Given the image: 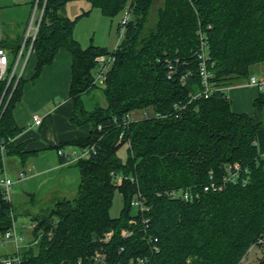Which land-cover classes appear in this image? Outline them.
Listing matches in <instances>:
<instances>
[{
  "label": "trees",
  "instance_id": "16d2710c",
  "mask_svg": "<svg viewBox=\"0 0 264 264\" xmlns=\"http://www.w3.org/2000/svg\"><path fill=\"white\" fill-rule=\"evenodd\" d=\"M72 1L77 0H39L44 11L34 42L33 78L61 48L72 55L71 120L90 124L91 131L53 148L58 153L94 146L95 152L73 163L80 174L76 195L33 217L34 228L19 229L32 232L20 264H241L264 241V91L254 101L253 114H246L233 111L227 88L248 80L264 64V0H163L154 21L156 0H84L110 19L121 16L127 5L132 8L113 50L83 48L75 39L78 21L91 11L67 17L64 10ZM117 32L119 38L120 23ZM202 42L214 88L208 96L199 74ZM19 46L5 47L13 55ZM112 52L115 61L105 84L97 86L96 58ZM25 83L23 76L0 81L2 169L6 155L18 156L25 166L36 153L16 141L24 129L14 109ZM94 89L101 90L106 103L87 110L82 97ZM143 113L149 116L137 119ZM124 144L125 162L117 154ZM233 163L249 170L248 184L205 192L206 185L221 184L226 165ZM114 175L123 177L122 185H115ZM187 189L191 202L166 194ZM116 191L123 206L114 218ZM138 193L147 212L131 206ZM15 219L12 201L0 187L1 238ZM108 233L112 236L105 241ZM96 254L104 256L102 263H96Z\"/></svg>",
  "mask_w": 264,
  "mask_h": 264
},
{
  "label": "crops",
  "instance_id": "0c3cea01",
  "mask_svg": "<svg viewBox=\"0 0 264 264\" xmlns=\"http://www.w3.org/2000/svg\"><path fill=\"white\" fill-rule=\"evenodd\" d=\"M35 1L36 0H0V45H4L2 48L7 51L10 57H12V55L8 47L5 46L13 45L17 42H20V44L22 43L31 20ZM91 8L90 3L87 1H72L66 5L64 14L74 19L84 11H91L88 16L84 17L89 18L92 14H97L94 12L98 10L103 18H107L102 15L99 9ZM40 13V8H38L35 21L39 19ZM84 18H82V20ZM101 20L103 22L104 19ZM77 25L74 30V37L78 41L76 36ZM107 25H109V23L106 21V26ZM118 25L119 22L117 23L116 31H118ZM96 46L104 47L109 50L105 45L101 46V44H96ZM72 60V55L65 48H61L53 62L43 68L39 77L33 78L36 67V58L33 57L29 63L32 67L30 72L27 75L28 65L24 73L23 77L26 83L23 88V95L14 109L15 120L18 126L24 130L17 136L16 141L24 144L26 151H36L35 155L31 157L38 158L47 150H55L53 147L61 142L87 137L91 131V125H78L71 120L74 109L72 99L70 98ZM253 75L264 76V64L255 67ZM242 86L243 87L240 88L230 89L228 93L232 103V109L236 113L253 114L254 101L259 97L260 91H257L255 87H250L247 84ZM59 98L63 101L57 102ZM251 100L253 101L251 102ZM34 115H38L42 119L40 125L33 124L32 117ZM58 157L59 165L54 168L64 169L73 165V163L62 162L61 157L59 155ZM30 158L27 160L26 165ZM22 166L24 167L23 164ZM35 169V165L29 166V170L32 173L30 175L31 177L37 176L40 173L43 175L46 171L53 168H49L45 171H36L34 173Z\"/></svg>",
  "mask_w": 264,
  "mask_h": 264
},
{
  "label": "rangeland",
  "instance_id": "374dc122",
  "mask_svg": "<svg viewBox=\"0 0 264 264\" xmlns=\"http://www.w3.org/2000/svg\"><path fill=\"white\" fill-rule=\"evenodd\" d=\"M163 4V0H156L153 12L150 20L153 19L157 12L158 7ZM91 17L80 20L77 25L76 36L79 43L83 48H87L91 45L101 44L113 50L118 41V32L116 31L117 23L120 22L122 15L110 19L103 18L99 14L98 10H95ZM153 15V17H152ZM99 18H97V17ZM101 19H104L103 22ZM106 21L109 25L106 26ZM109 26V27H108ZM107 27V28H106ZM29 65L27 75L31 70ZM26 75V76H27ZM248 80L234 84L229 87L230 89L243 87L247 84ZM257 91L258 89L255 88ZM229 93V92H228ZM84 106L87 110H92L95 103L100 102L105 105V99L101 95V90L94 89L89 94L82 97ZM61 98L57 102H62ZM253 100H251L252 102ZM71 118H74L72 114ZM76 124V123H75ZM85 125V124H84ZM90 125V124H88ZM118 157L125 162L128 156V145L124 144L118 151ZM5 169L10 178L13 181L19 180L20 173L26 175V179L23 181L14 182L11 189V201L15 209V224L18 229H24L30 227V223L33 217L39 214H47L52 209L55 201L62 198L72 199L77 192L80 174L79 169L75 165H71L64 169L54 168L59 165V157L56 150H47L40 157H31L27 165L24 167L20 162L18 156H5L4 157ZM35 165V171H45L49 168H53L46 171L45 174L41 173L37 176L31 177L32 174L29 170V166ZM41 175V176H40ZM123 206L122 196L116 191L113 206L110 210L112 217H118L120 210ZM32 231V230H31ZM29 229L26 232V239L31 240V234ZM15 251L13 243L11 241H5L1 244L0 234V259L10 255ZM264 258V245L252 247L241 264H258L260 260Z\"/></svg>",
  "mask_w": 264,
  "mask_h": 264
},
{
  "label": "built area",
  "instance_id": "2783aa9c",
  "mask_svg": "<svg viewBox=\"0 0 264 264\" xmlns=\"http://www.w3.org/2000/svg\"><path fill=\"white\" fill-rule=\"evenodd\" d=\"M38 5L39 0L35 1L34 10L31 16V20L29 22V25L27 27V30L25 32L24 38L22 40V43L20 44L18 50L15 52V54L12 55V57L9 56L7 51L0 47V81H3L8 78L9 82L17 76V79H20V77L24 76V73L30 63V60L34 54V42L37 37L39 26L42 20L44 7L42 8L39 19L35 21L36 13L38 11ZM132 18V8L130 5H127L123 12L122 17L120 20V34L117 41V46L120 43L121 38L123 37L126 26L130 22ZM201 50L199 52V74L202 79V85L204 87L203 95L208 96L213 91L214 88L209 84V78L211 74L208 72L207 69V61H208V52L205 50L206 44L202 42ZM115 58L113 55V52L109 55H101L96 58V62L98 64L97 70L94 72V84L97 86H103L105 84V81L107 79V75L109 73V70L114 63ZM247 85L250 87H255L259 91H264V76H257L252 75L248 79ZM226 89V88H225ZM224 89V90H225ZM229 88H227L228 90ZM201 95V94H200ZM198 96L193 97V99H196ZM149 116L148 113H143L140 115L137 119H143L147 118ZM158 116V115H157ZM160 117V115L158 116ZM32 121L34 125H40L42 123V119L38 115H34L32 117ZM101 129V127H99ZM122 137V136H121ZM95 152V147L91 146L90 148H85L82 150L79 149H70L68 151L64 150H58V155L66 158L67 163H74L81 159H89L91 155ZM261 159L263 161L264 165V153L261 156ZM115 178V185L120 186L123 183V177L120 175H114ZM19 180L25 179V174L20 173ZM211 179H213V176H211ZM131 181H133V178H130ZM8 173L6 172L5 168H0V187L3 189V192L5 194L6 199H11V189L14 184V182ZM250 181L249 177V170L243 169L238 163L233 164H227L226 165V173L222 178L221 184L216 185V183H211L210 186L206 185L204 187V191L207 192L209 188H212L213 190H219L221 191L224 187V185L228 184H242L246 185ZM166 194L173 198V199H179L183 201H193L194 196L192 194V191L187 190H170L167 191ZM131 206L138 210L139 212H147L149 208L147 207L145 203V199L141 197L140 193L136 194L134 198L132 199ZM36 226V223L32 222L30 223V228H34ZM24 229H26L25 226H23ZM124 236H127L128 233L126 231H123L122 233ZM112 234L108 233L105 235V241H108L111 238ZM5 241H11L13 243L15 251L8 255L4 256L0 259V264H20L21 263V256L20 251L22 247H24L27 243L26 235L19 231L17 228L15 222L13 223L10 230H8L4 237L1 238V244ZM264 245V241H261ZM96 263H102L104 256L96 254ZM142 262V261H140Z\"/></svg>",
  "mask_w": 264,
  "mask_h": 264
}]
</instances>
